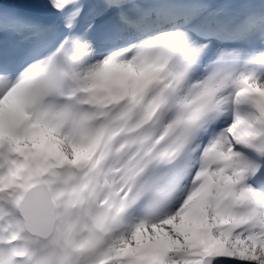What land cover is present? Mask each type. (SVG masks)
<instances>
[{
    "label": "snow or ice",
    "instance_id": "1",
    "mask_svg": "<svg viewBox=\"0 0 264 264\" xmlns=\"http://www.w3.org/2000/svg\"><path fill=\"white\" fill-rule=\"evenodd\" d=\"M0 264H264V0H0Z\"/></svg>",
    "mask_w": 264,
    "mask_h": 264
}]
</instances>
